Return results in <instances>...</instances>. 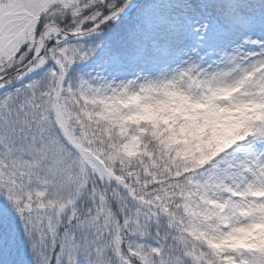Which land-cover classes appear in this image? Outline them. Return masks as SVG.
Masks as SVG:
<instances>
[{
  "label": "snow or ice",
  "instance_id": "obj_1",
  "mask_svg": "<svg viewBox=\"0 0 264 264\" xmlns=\"http://www.w3.org/2000/svg\"><path fill=\"white\" fill-rule=\"evenodd\" d=\"M0 264H264V0H0Z\"/></svg>",
  "mask_w": 264,
  "mask_h": 264
}]
</instances>
